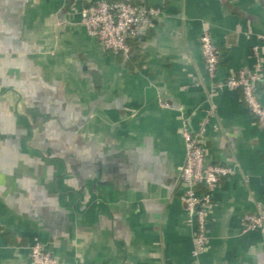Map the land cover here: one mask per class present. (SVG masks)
Listing matches in <instances>:
<instances>
[{
  "label": "crops",
  "instance_id": "0c3cea01",
  "mask_svg": "<svg viewBox=\"0 0 264 264\" xmlns=\"http://www.w3.org/2000/svg\"><path fill=\"white\" fill-rule=\"evenodd\" d=\"M97 1L0 0V264H32L34 242L61 264H264L243 219L264 205V129L242 90L213 88L200 47L209 32L222 80L260 64L264 107V0H132L161 13L129 60L81 24ZM212 106L206 162L235 173L194 256L181 132Z\"/></svg>",
  "mask_w": 264,
  "mask_h": 264
},
{
  "label": "built area",
  "instance_id": "2783aa9c",
  "mask_svg": "<svg viewBox=\"0 0 264 264\" xmlns=\"http://www.w3.org/2000/svg\"><path fill=\"white\" fill-rule=\"evenodd\" d=\"M81 24L88 33L95 37L104 51L115 56L128 58L131 53V40H140L151 27L154 18L160 15L157 8L148 9L135 5L132 0L109 2L99 0L90 6L79 9ZM200 47L205 62V71L214 80L213 88H231L242 90L249 111L255 115L258 125L264 129V107L257 97V86L262 80L261 65L253 72L241 70L225 79L218 78L220 55L216 50L209 32L200 37ZM259 60V48H254ZM168 107L167 104H162ZM215 107L208 111L197 131H192L184 123L182 136L186 143V159L179 167V176L183 187L180 199L191 222L196 225L194 256L202 254L209 242L208 216L214 203V196L220 182L235 172L232 168L208 164L206 158L207 125L214 118ZM216 127V126H215ZM246 230L264 229V205H259L257 212L244 216ZM0 222V230L2 228ZM32 264H61L60 260L48 252L40 242H34L29 248Z\"/></svg>",
  "mask_w": 264,
  "mask_h": 264
},
{
  "label": "trees",
  "instance_id": "16d2710c",
  "mask_svg": "<svg viewBox=\"0 0 264 264\" xmlns=\"http://www.w3.org/2000/svg\"><path fill=\"white\" fill-rule=\"evenodd\" d=\"M88 6H90V5H88ZM135 42V40H131L130 42H129V44H130V46H131V53H130V56L128 57V58H126V59H130L131 57H132V49H133V47H134V43ZM118 57H123V58H125L124 56H122V55H118Z\"/></svg>",
  "mask_w": 264,
  "mask_h": 264
}]
</instances>
